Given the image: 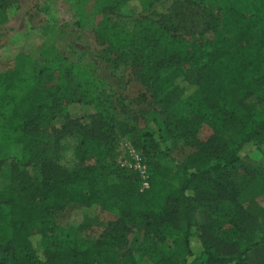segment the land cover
<instances>
[{
  "label": "trees",
  "instance_id": "16d2710c",
  "mask_svg": "<svg viewBox=\"0 0 264 264\" xmlns=\"http://www.w3.org/2000/svg\"><path fill=\"white\" fill-rule=\"evenodd\" d=\"M141 1L97 0V5L103 17L107 16L102 14L105 10L129 17ZM220 23L230 27L237 38L254 30H259V36L245 42L234 37L235 44L230 46L220 34L206 44L164 34L161 25L135 47L132 30L104 23L98 37L106 46V63L118 69L129 59L136 62L141 67L142 86L165 115L167 134L177 132L184 139L191 136L196 151L180 161L167 147L162 123L156 120L153 130L140 132L119 120L99 99H90L97 114L68 121L65 127H77L81 133L79 166L68 169L53 159H43L40 183L29 189L20 182L18 167L12 166L8 206L0 210V264H128L127 257L118 260L117 251L128 224L144 228L146 236L170 241L156 264H245L251 252L263 247L264 234L233 253H219L214 231L221 229L223 206L236 204L228 173L242 160L244 147L264 138V0H221L207 29L218 32ZM163 39L169 45L179 44L184 54L179 58L177 52L163 55ZM81 72L75 64L0 72V156L4 150L14 153L18 149L22 156L19 165L32 162L36 157L33 145L43 133L47 114L49 123L57 121L59 114L65 119L67 106L81 100L78 90L70 87V78ZM182 104L189 107L188 116L176 119L168 115L169 108ZM202 126L213 133L206 142L198 143L194 133ZM117 135L127 137L141 153L151 146L157 148L145 160L149 187L141 193L120 172L110 174L99 165ZM201 149L212 150V155ZM165 161L174 163L177 171H163ZM126 172L140 184L137 173ZM93 189L101 190L118 209L129 208L128 220L110 222V232L95 242L70 239L63 224L64 210L91 206ZM196 202L206 205L199 219L194 216ZM54 235L60 237L54 239ZM195 237L200 241L197 253L192 248Z\"/></svg>",
  "mask_w": 264,
  "mask_h": 264
},
{
  "label": "rangeland",
  "instance_id": "374dc122",
  "mask_svg": "<svg viewBox=\"0 0 264 264\" xmlns=\"http://www.w3.org/2000/svg\"><path fill=\"white\" fill-rule=\"evenodd\" d=\"M220 1L142 0L135 4L134 12L129 17L119 16L110 10L102 11V14L107 15L103 17L97 0H0V72L8 69L27 71L45 66L52 69L64 68L69 64L77 65L82 71L79 76L70 78V87L78 90L81 100L67 106L65 119L59 114L57 121L49 123L47 114L42 127L43 133L37 136L36 144L33 145L32 151L36 157L32 162L19 165L18 161L22 156L18 149L14 153L10 150L2 152L0 210L8 206L13 165L18 167L19 180L27 189L39 185L40 164L43 159H53L68 169L79 166L83 158L77 151L81 133L77 127H65L68 121L97 114L98 110L93 104L95 102L91 103L90 99H99L119 120L140 132L153 130L156 120L162 123L165 128L162 135L167 147L172 156L180 161L196 151L191 136L184 139L177 132L170 131L171 134H167L165 115L157 100L142 86L139 77L141 67L136 62L129 59L118 69L106 63V46L98 33L108 21L111 27L132 30L134 46L139 47L144 42L141 40L144 36L155 33L163 25L165 30L161 29V32L164 34H174L206 44L222 34L231 46L235 44V36H232L234 32L230 27L225 28L220 23L218 32L213 33L207 29ZM135 20L140 22H134ZM258 36L259 30H254L235 38L245 42ZM163 41L165 44L160 48L163 55L164 52H177L179 58L184 54L180 51L179 44L169 45V40ZM182 65L183 63L177 67ZM90 94L94 96L91 98ZM189 112L190 109L185 104L167 110L168 115L176 119L188 116ZM233 131L230 133L233 134ZM212 133L211 128L202 126L194 133V138L198 143H204ZM111 146L103 158L104 162L99 164L102 170L110 174L120 172L136 193L143 192L141 184L126 172L130 170L122 166L124 161L130 159L129 150L130 147L133 148L130 140L117 135ZM200 151H205L208 156L213 152L210 149ZM156 152L157 148L151 146L139 153L143 161L148 162ZM241 158L240 163L227 176L236 204L223 206L221 229L214 231L219 253H233L247 241L264 234V138L244 147ZM162 165V170L169 174L178 169L169 161L162 162ZM90 193L94 200L91 206H69L64 210L63 224L67 227L70 239L95 242L110 232V222L114 223L116 219L128 220L129 208L118 209L99 189H93ZM202 204H194V216L197 219L206 210V205ZM128 227L124 243L117 249L120 261L127 257L128 264H156L167 245H171L167 238L153 234L146 236L144 228L131 224ZM59 237L54 235L53 238ZM192 248L194 253L200 249V241L196 237L192 239ZM246 261L245 264H264V245L251 252Z\"/></svg>",
  "mask_w": 264,
  "mask_h": 264
},
{
  "label": "built area",
  "instance_id": "2783aa9c",
  "mask_svg": "<svg viewBox=\"0 0 264 264\" xmlns=\"http://www.w3.org/2000/svg\"><path fill=\"white\" fill-rule=\"evenodd\" d=\"M129 154L130 159L126 162L124 161L122 166L137 173L141 184V191H144L149 187V167L143 161L141 154L134 148L130 147Z\"/></svg>",
  "mask_w": 264,
  "mask_h": 264
}]
</instances>
